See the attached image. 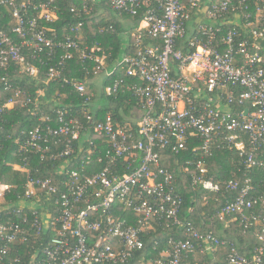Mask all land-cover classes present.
<instances>
[{"label": "built area", "instance_id": "1", "mask_svg": "<svg viewBox=\"0 0 264 264\" xmlns=\"http://www.w3.org/2000/svg\"><path fill=\"white\" fill-rule=\"evenodd\" d=\"M33 1L0 0L19 36L15 41L0 29V66L15 62L36 76L42 66L30 57L42 64L56 61L48 71L56 79L76 55L84 67L95 65L98 94H89L88 76L71 74L67 81L80 95L96 97L92 109H85L86 121L58 110L54 125L43 112L30 131L24 148L42 158L60 156L59 175H29L20 202L0 207V212L21 216L20 221L0 222V264H25L21 257L7 256L15 245L27 243L33 250L26 264L126 263L145 246L143 232L164 220L168 227L183 228L187 237L171 236L152 264H185L197 247L205 253L227 245L213 231L201 232L180 216L183 193L162 164L165 150L193 153L181 167L193 190L205 191L204 199L208 192L220 199L235 191L212 219L257 224L256 235L264 240V191L255 183V175L264 173V0H91L100 14L103 2L127 15L143 13L139 25L127 32L133 51L110 64V53L100 42L81 39L83 20L71 26L78 39L53 38L46 23L59 18L54 0L35 5L37 13L29 11ZM26 49L32 50L30 57ZM121 94L135 101L126 122L111 110L103 112L99 101ZM19 95L15 92L6 106ZM35 105L37 114L40 105ZM223 148L237 151L245 169L242 179H230L224 187L208 176L207 162ZM260 181L264 184V178ZM0 184L1 198L13 185ZM258 206L262 212L255 211ZM224 264H264V245L248 256L230 244Z\"/></svg>", "mask_w": 264, "mask_h": 264}, {"label": "trees", "instance_id": "2", "mask_svg": "<svg viewBox=\"0 0 264 264\" xmlns=\"http://www.w3.org/2000/svg\"><path fill=\"white\" fill-rule=\"evenodd\" d=\"M21 1V0H18ZM41 1L34 0L29 6V11L36 12L35 5ZM59 18L53 22L46 23L48 25V35L53 38L66 39L71 35L76 37V32L71 30V26L76 25L83 20L84 37L81 38L87 43L100 42L105 51L110 53L111 63L115 58L124 53L132 52L130 44L133 39L127 32H131L136 28L143 19V13L131 16L125 13L112 10L107 2H103L105 12L100 14V6L92 3L91 0H54ZM92 7L90 12L83 10V6ZM0 29L6 31L13 36L15 41H19V36L12 32L15 25L14 18L9 15L6 7L0 9ZM254 13V9L252 8ZM98 15V18H94ZM124 18L131 19L130 23H126ZM110 27H113L110 29ZM106 28H109L108 30ZM103 29V30H101ZM31 49H26L27 56L31 53ZM63 51L60 50V53ZM73 59L67 60L62 73L56 79L48 75L49 65L56 61H47L43 64L34 58H29L31 62H36L42 66L41 72L36 76H31L27 71L22 70V65L15 62L9 63L7 67L0 66V182L13 185L11 192L7 191L0 198V207L8 205L9 207L18 204L22 194L25 191V183L29 175L41 178H57V166L61 162V157L55 159L49 157L42 158L36 150L24 148V143L30 136V131L39 123V116L49 114L52 118V124H57V111L62 110L65 116L70 118L75 115L79 119L86 121L85 109L91 110L94 105L95 96H90L91 92L98 94V85L96 81L95 65L80 62L76 55ZM46 59V55L43 56ZM89 63V62H88ZM75 71V72H74ZM75 75L79 79L88 76L90 82L89 97L80 95L73 85L67 81ZM38 90H42L39 95ZM20 92L17 100L12 106L7 107V102L14 97L15 92ZM38 102L40 109L34 113L35 103ZM135 101L131 98V94H121L117 97H105L102 101L103 112L111 110L114 115L121 121L126 122L129 118L127 113L134 106ZM60 149L56 147V152ZM193 157L192 152H186L181 155H173L171 152L163 151L162 164L168 168L174 175L177 184L183 193V206L180 216L183 219L191 221L195 228L201 232L213 231L220 239L228 242L225 246H218L214 251L200 252L197 247L190 252L185 259V264H224L230 244H234L239 251L248 256H252L254 249L260 245H264V240L259 239L256 235L258 230L257 224L245 226L240 220H233L227 217L228 223L220 219H212L217 209L221 208L228 198L235 196V191L227 192L226 196L216 199L214 193L208 192L207 198H203L205 191L202 188L193 190L188 174L182 171L184 161L188 157ZM18 163L24 169H17L13 166ZM209 165L208 176L222 183L230 179H242L244 174V165L240 163V155L234 149L223 148L216 149L211 157L207 159ZM29 169V171H28ZM260 176L255 175V183L264 191V184ZM14 209V208H13ZM264 210V209H263ZM256 212H262L260 206L256 208ZM20 221L21 216L15 213H8L7 209L0 212V222L7 220ZM166 220L162 223L153 222L154 226L149 232H143L142 236L145 246L137 249L133 256L122 264H152V259L158 256V251L167 247V243L171 236L178 238H186L183 228L171 225L168 227ZM4 242L0 239V245ZM202 245H205L202 243ZM33 250V244L15 245L13 250L8 253V259L13 260L14 257H21L23 263H27L30 258L28 251ZM213 253L216 257L211 258ZM9 261V260H6Z\"/></svg>", "mask_w": 264, "mask_h": 264}, {"label": "rangeland", "instance_id": "3", "mask_svg": "<svg viewBox=\"0 0 264 264\" xmlns=\"http://www.w3.org/2000/svg\"><path fill=\"white\" fill-rule=\"evenodd\" d=\"M97 16H98V15H96V17H94V18H98ZM124 20H125L126 23H130V22H131V19H129V18H124ZM103 98H104V97H102V96L100 97V99H99L100 103H102ZM11 164H13L14 166H16L15 164H17V163H14V162L12 161ZM0 183H1V182H0ZM0 185H1V184H0ZM0 191H2L1 186H0Z\"/></svg>", "mask_w": 264, "mask_h": 264}, {"label": "crops", "instance_id": "4", "mask_svg": "<svg viewBox=\"0 0 264 264\" xmlns=\"http://www.w3.org/2000/svg\"><path fill=\"white\" fill-rule=\"evenodd\" d=\"M211 254V258H215L216 256L213 253H209Z\"/></svg>", "mask_w": 264, "mask_h": 264}]
</instances>
